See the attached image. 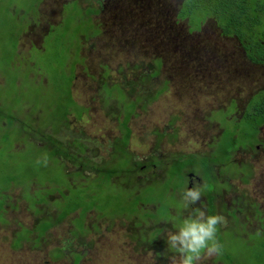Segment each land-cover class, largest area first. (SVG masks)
Segmentation results:
<instances>
[{
  "label": "rangeland",
  "instance_id": "rangeland-1",
  "mask_svg": "<svg viewBox=\"0 0 264 264\" xmlns=\"http://www.w3.org/2000/svg\"><path fill=\"white\" fill-rule=\"evenodd\" d=\"M63 1L70 0H42L38 7V13L36 12L33 15L31 28L27 27L28 22H22L19 33L17 34V31L13 33L15 37L22 34V38L20 37L19 41L17 40L19 37L15 40L8 39L5 43V52L10 50L13 43L18 42L19 54L27 60L29 65L34 66V56L29 52L31 48L30 42L33 40L38 44L40 37L47 33L49 24H59L61 16H64L59 6ZM97 1L98 3L96 1L89 3L85 0L80 1V4L83 3V7L87 4H92V6H96L97 9L101 10L100 14L97 17H93V19L96 18L94 22L100 25L102 33L99 38L87 42L85 50L82 52L92 73L97 71L98 64L108 63L111 77L114 81L126 85L128 81H134L137 77L147 74L146 69L150 62L154 61L156 66L160 65V63L162 64L159 75L153 78L147 86L150 89L148 93L155 100L149 104L145 116H139L142 114V112H139L138 118H132L129 122L131 129L129 150L137 158H142L143 154L150 151L153 152L155 150V140H157L154 136V130L166 132L168 135L173 133V130L176 131V137H173V139L164 137V140L158 145L157 149L162 155L180 153L181 151L192 153L201 149L199 147L201 140L207 134L204 131L205 126L208 124L207 121H204L205 118L209 116L212 110H219L227 104L228 98L231 97V94H235L238 88L241 87L246 90L248 86L247 81L241 83L237 79L227 80L229 76H227L225 69L228 67L218 57L220 51L226 50L221 53V57L226 62H229V74L239 73L230 64L234 58H239L236 54L239 49H237L238 45L235 39L225 40L224 43L219 41L217 31L212 27V21L202 26L200 34L193 37L192 35H187L185 22L176 24V11H171V9L177 7L178 0ZM34 2L37 4L39 0H18L21 7L35 6ZM169 12L172 13L169 14ZM193 22L196 23L197 21L193 20ZM261 23L264 25V19ZM147 37H152V39L157 41L156 44L160 48H154L151 51L149 50L151 46L143 48L137 45V43ZM249 44L252 46L255 42L253 41ZM48 48L54 50V48ZM51 50L50 52H52ZM211 54L215 55L216 60L220 63V67H216L219 72H214L213 74L202 73L203 67L209 69L212 67L209 59ZM235 63L237 64L238 61ZM65 64H67V58L64 61ZM136 65H138V69L134 70ZM63 68L65 67L63 66ZM240 74L243 75L242 73ZM34 75L36 80L43 79L42 75H37L36 73ZM208 75L216 79L214 83H207L206 77ZM104 76L106 77L107 73ZM97 86V77L95 80H85L83 68L80 66L76 67L72 94L77 103L87 108V113L77 125L76 130L75 128L73 129L74 133H79L78 131H80L84 138L89 140V149L86 150V153L92 155L94 152L105 162L108 150L110 151L109 144L118 135V131L113 117H110L111 121L101 115V93L98 92ZM57 95H59V98ZM32 96L22 89L8 88L3 94L0 93V114L9 113L14 107L19 109L24 125L30 126L32 123L31 117L25 111H27L28 106L32 107V109L37 106L38 110H40L38 115L39 124L45 125L50 121L49 125L52 126L51 130L54 132L58 128L57 122L64 121L60 115L55 114H60L63 109L74 111L75 105L69 102L72 96L66 89L63 90V94L47 90L43 95L34 89ZM105 102H108L106 98ZM125 103L129 111H133L134 114L141 106L137 96L129 98L125 96ZM219 113L215 115L218 116ZM114 114H121L122 122L128 115L122 108L118 109V106L111 115L113 116ZM86 118L87 120H85ZM13 129H17V127L13 126ZM14 135V132L8 134V136L1 134L0 147L1 145L4 147L10 144ZM63 138L65 139V136ZM116 145L119 146V143ZM87 154L84 155L87 156ZM6 156L0 149V157ZM24 158L27 159V165L31 172L32 159L28 158L27 152L24 153ZM90 160H93V158L91 157ZM90 160L85 159L87 163H92ZM35 162L36 157L34 158V164ZM54 162L60 163V160ZM118 165L116 163L113 170L117 169ZM4 169V166L0 163V172L4 171ZM57 169L59 170V167ZM28 176L30 178L33 177L31 173ZM87 176L82 184L85 192H82L79 186L75 188V192H77V195L80 194L82 197L90 198L94 195L92 193H95L93 185L97 178L93 170H89ZM104 177L105 175H100L98 179L102 180ZM58 178V176L55 177V179ZM73 178L77 179L76 175H73ZM112 179H115L114 183L110 185L113 190L110 194L112 198L106 199L108 210H112L119 203L116 198L125 197L124 193H127V189L122 187L126 186L122 175H115ZM62 183V185L67 186V181L64 177H62ZM171 183L175 184L176 179L172 178ZM78 184H80V181L75 185ZM234 186L235 192L245 195L252 201H257L264 208V159L257 162L254 181L250 185L238 186L234 184ZM18 194L19 190H15L14 195ZM30 195L32 194L30 193ZM154 195H157L156 200H159L157 202L161 205L158 208V216L161 219H165V221H172L173 217L163 211V208L171 205L168 192L159 196L154 190ZM2 196L0 194V199ZM142 197H144V194ZM73 202H75V199H73ZM226 202L225 205H228V209H226L225 215L234 219L237 225L224 230H220L217 226V233L223 241L222 253L217 257L203 258L201 264H223L222 262L225 264H236L234 260L232 262L227 261L224 254L234 256L238 263L264 264V214L261 216L255 215L253 219L257 222V230L248 231L247 226L238 221L236 209H232V206L229 205L228 196L226 197ZM16 205H20L24 209V202L21 199ZM85 205L86 200L83 199L80 203L81 212L79 213L82 219L74 223V233L77 235H71L72 232L69 230L71 229L72 221L71 218H67L59 226L52 228L48 232L44 243L42 242L39 245H37L38 242L35 240H29L27 243L20 245L19 248L14 246L17 238L25 237L23 231L17 232L20 230L18 225L26 228L30 223L28 214L23 213V210L15 216L7 215L5 220L1 218L0 264H76V262L77 264H169L168 258L173 253L168 250L165 241L168 230H174L173 224L165 226V230L160 233V230H157V225L153 227L156 228L157 231L154 232L163 245L161 250L163 256H165V261H162V258L157 259L155 257V250L148 247L145 248L144 244H139L135 240V236L139 234L137 232L138 229H141L143 235L152 236L150 232L152 230H149L148 226L137 224L135 216L121 213L122 217L119 215L111 218L104 217L103 220L99 219L97 221L94 211L88 212L84 216L83 208ZM105 207V204H101L99 207V210L104 215H106ZM134 215H140V218L137 219L141 221L142 214L136 213ZM84 218L86 228L82 229ZM245 219L249 222L248 216ZM15 220L17 223H14ZM254 221H252L253 224H256ZM135 225H138V227L135 228ZM144 229L148 232H145ZM235 240L236 245L232 246ZM57 245L69 248L65 258L54 259ZM71 252L81 253L82 257L80 254L69 256ZM221 260L222 262H220Z\"/></svg>",
  "mask_w": 264,
  "mask_h": 264
},
{
  "label": "flooded vegetation",
  "instance_id": "flooded-vegetation-1",
  "mask_svg": "<svg viewBox=\"0 0 264 264\" xmlns=\"http://www.w3.org/2000/svg\"><path fill=\"white\" fill-rule=\"evenodd\" d=\"M0 1L3 2L4 5L11 4V8H14V4L11 3L10 0ZM80 1L81 0H70L60 3V10H62L64 15L61 16V21L59 24H49L47 27V33H44L40 37L38 44L31 40V48L29 49V52L32 56H34L33 58H38L41 53L43 54L46 46L54 48L57 45L56 41L58 39V34H64V38L67 40L66 42L68 44L62 42V44H60V49L65 48L66 53L70 56L67 57V64L64 65L65 68H62V70L65 74L72 77L71 90L77 66L83 68L85 80H95L97 77V88L98 92L101 93V115H103L104 118H109V120L113 117V121H116L115 123L117 125L116 129L118 131V135L114 137L109 144L110 151L108 150L105 162H103L94 152L92 155L87 154L86 150L89 149V140L84 138L80 131H78L79 133H74L73 129L75 128L76 130L77 125L86 115L87 108L84 105L77 103L73 98V94L71 96L73 100L72 104L75 105L74 111L71 112L66 110L68 114L63 117V122H57L58 128L55 129L54 132L51 130L52 126L49 125L50 121H48L45 125L39 124L40 120L38 115L40 114V110H38L37 106L34 109L28 106L27 111H25L31 117L32 123L30 126L28 125L29 127L24 125L19 109L12 107V110H10L9 113L3 115L0 114V135L4 134L8 136V134H12L13 132L15 133L10 144L4 147L1 145L0 147L1 151L7 155L6 157H0V163L5 168L4 171L1 172V178L4 179L11 174L12 175L10 177L13 178L9 181L10 185L6 189H3L0 193L3 195L0 199V219L3 218L5 220V217L9 214L13 216L18 215L23 210V213L25 212L28 214L30 223L26 228H22L18 225L20 228L19 231L28 229L32 233L34 231L32 229L35 227V224L39 225L40 222H46L52 225L46 231V234L48 235V232L52 228L59 226L67 218H71L72 224L69 231L72 232V236L77 235L74 233V223L82 218L79 216L81 208H74V203L76 205H80L81 202L78 203L80 197L81 201L85 198H83L80 194L77 195L75 188L79 186L83 189L84 186L82 184L84 183V178L88 177V168H83L84 163H87L85 159L87 158L90 160L91 157L93 158V160L90 161L92 162V165L93 163L95 164L96 168H93L92 170L95 172V176L98 179L100 175H104L102 172H107L109 170L112 172L114 165L117 163L118 156L115 154L116 150L113 149L116 142L120 140L118 139L115 141L116 138L120 137L121 131L123 138L126 131L129 129L130 136L128 134V140L130 141L131 129L129 127V122L133 116H127V118L123 121L127 122V127H124L122 117L120 116L121 114H114L112 116V112L118 106V109L122 108L129 115L130 112H128L126 107L125 96L126 98L131 96H137L139 98L141 106L139 107L137 113L147 111L149 104L153 103L155 100L153 96L148 93L150 89L147 86L151 80L148 81V79H145L144 76L137 77L136 80H130L126 83V85H123L122 83L114 81L111 77V71L108 63L98 64L97 71L93 73L91 72V69L86 63L82 52H84L87 42L99 38L102 33L100 25H97V23L94 22L96 18L93 19V17H97V15L100 14L101 10L97 9L96 6H92V4H87L83 7V3L80 4ZM85 1L87 3L92 1H96L98 3L97 0ZM178 1L177 7L171 9V11H176V24L185 22V32L187 35H192L193 37L200 34L202 26L207 22L212 21V27L217 31L219 41L224 43L225 40L229 41L231 39H235L238 45L237 49H239L236 54L239 58H234L230 64L234 67V70H236V72L239 71V73L229 74V62H226L221 57V53L226 50H222L223 52L220 51L218 53V57L221 62L226 64V67H228L225 69V71H227V76H229L227 80L237 79L241 83L247 81L248 86L246 90H243L241 87L238 88L235 91V94H231V97L228 98L226 101L227 104H225L221 109L212 110L209 113L210 117L207 116L204 120L207 121L208 124L205 126V129L203 128L207 134L203 137V140H201V144L199 143V147L201 149L195 152L184 153L181 151L180 153L163 155L159 153L157 147L160 142L164 140V137H171V139L176 137L175 130H173V133L170 135L166 134V132H158L157 130H154L155 139L162 134L164 136L160 141L155 140V150L153 152L150 151L149 153L143 154L142 158L135 157L136 155L130 150H128V154L125 156L119 147H116L121 155L125 157L127 161V169H130V171L126 174V177L128 178L132 175L127 182L125 181L126 186L122 187L128 188L132 194V196H128L126 193L127 200L134 196L142 197L144 194V201L139 200V206L137 205L138 208L141 207L144 214L141 216V221L137 219L138 217H135L136 223L148 226V229L150 230L152 227H156L157 225V229L162 232L165 230V226L172 224L171 221H165V219H161L158 216V208L161 205L157 202L159 200H156L157 195H154V190L159 196L168 192V198L171 205L163 208L164 213H168L172 217L178 216L180 219H183L189 214L191 209H183L180 203L181 193L185 188H191L199 185L206 187H204V190L202 191L201 202L193 207L203 206L209 215H222L225 218V223L223 225H218L220 230L237 225L234 219L225 215L226 209H228V205H225L226 197L228 196L229 205L232 206V209H236L235 212L238 221L241 222V224L244 223L245 226H247L248 231H256L257 222L254 221L253 218L256 214L259 216L263 215L264 208L257 201H252L245 195L235 192L234 184H237L238 186L250 185L254 181L255 166L257 162L264 159V120L261 122L258 121L260 120V116L264 115V58L259 57L256 59L252 56L253 53L258 54V51H260L261 56H264V47H261L263 46L264 40L262 37L257 35L253 40L255 42L254 45H250V48H248V45L246 47H242L234 35H224L222 30L217 28V25L212 18H205L201 21L200 28L198 30H190L191 20L188 18L190 14H182L183 6L184 4L189 3V0ZM75 7H81L83 10L88 8L93 9L94 11H99H95V13L89 18H80L77 22L70 23L68 22L69 19L75 16ZM172 12H169V14ZM2 14L3 13H0V18L2 17ZM6 19V16L2 17L3 21ZM193 20H198V18L194 17ZM17 23L21 26L22 22L19 20ZM64 23L67 25L70 24L69 27H74V29H81V34H77L76 37H73L71 30H66V26L63 27ZM118 25L121 26L120 24ZM20 26L18 28L19 31ZM27 27L31 28V25ZM19 31H17V33ZM117 33L119 32L117 31ZM21 35L22 34H20L17 39L18 41ZM6 37H9V32L6 33ZM6 41H8V38L2 40L0 39V93L3 94L8 88L12 87L17 88V90L22 89L23 91L30 93L31 96L34 89L38 90V92L42 95L47 90H51V74L49 73V76L47 77L40 71H33V66L29 65L27 60L19 54L17 48L18 42L14 48L12 45L8 52L3 51L5 49ZM156 43L157 41L152 39V37H147L137 43V45L143 48L151 46L149 50L153 51L154 48H160ZM222 48L226 49L225 47ZM209 59L211 60L212 67L210 69L203 67L201 72L208 74H213L214 72L218 73L219 71L216 70V67H220L219 61L216 60V57L213 54H211V58ZM237 61L238 63L236 64L235 62ZM154 64V61L150 62L149 65H147L148 69L154 68L156 71V66ZM135 69H138V65L134 67V70ZM154 70L151 71L154 72ZM147 72L148 75H151L150 71ZM35 73L37 75H42L43 79L41 78V80H36L34 75ZM106 73L107 76L105 77L104 75ZM215 80L216 79H214L211 75L206 77L207 83L212 84ZM105 98L108 102H105ZM253 105L260 108L262 115H256V112L252 111ZM218 112H220L218 115L219 118L215 115ZM85 120H87V118ZM13 126L17 127V129H13ZM64 136L65 139L63 138ZM51 141L64 145V157L60 159L59 163V165L63 167V169H61L62 171L60 169L58 170L57 167L50 166L53 164L48 160V153L50 150L49 144ZM122 141L123 140L121 139L119 145L122 144ZM25 152H27L28 158L32 159V164H34L35 157L36 162L38 160L41 162L42 168L36 171L38 176L33 174V168L31 172L28 171L25 173L22 171V173L18 174L19 160L24 159L27 162V159L24 158ZM84 154H87V156ZM179 158H181V166L183 168V171L179 172L180 175H178L175 171L171 173V168H175V163L179 160ZM30 173L33 175L32 178L28 176ZM73 175H76L77 179H74ZM56 176L59 178L55 179ZM62 177L66 179L67 186L62 185ZM49 178L52 180L49 181ZM172 178L176 179L175 184L171 183ZM13 181L15 185H11ZM15 181L20 182L16 183ZM78 181H80V184L75 185ZM32 185L34 186L32 187ZM15 190H19V194L16 196L14 195ZM30 193L32 195H30ZM92 194L94 195L91 196V198L85 199V206L87 207L88 200L90 199H92L95 203V206H89L90 208L84 216H86L88 212L94 211L96 213L97 221L99 219L103 220L104 217L108 216L102 214L99 207L101 204L107 205L105 198L110 196V194L106 197L96 193ZM28 195H30L31 199L35 201L34 204L31 202V199L30 201L25 199ZM19 199L24 202V209L21 208L20 205H16V203L19 202ZM73 199H75V202H73ZM147 199L149 203L147 205L143 204ZM30 204L34 205V207ZM35 208L36 214L34 211ZM72 208H74V210H72ZM64 213L68 214L59 222L60 217ZM247 216L249 217V222L245 219ZM252 221L256 224H253ZM14 223H17V221L15 220ZM84 227L85 218L84 226L82 222V229H84ZM30 237L32 238V236ZM217 239L220 244L223 245V241L218 233ZM235 245L236 240L233 242L232 246ZM55 249L54 253L56 254H54V256H58L60 257L59 259H63L66 257L67 250L69 248L67 249L64 246L57 245ZM73 254H80L82 257V254L77 252H71L69 256ZM224 256L227 261L232 262V260H234V263L236 264H243L238 263L234 256H227L226 254H224ZM220 262H222V260ZM222 263L225 264L224 262Z\"/></svg>",
  "mask_w": 264,
  "mask_h": 264
},
{
  "label": "trees",
  "instance_id": "trees-1",
  "mask_svg": "<svg viewBox=\"0 0 264 264\" xmlns=\"http://www.w3.org/2000/svg\"><path fill=\"white\" fill-rule=\"evenodd\" d=\"M10 2L14 4V8H11V4L4 5V3L0 1V13H3L1 16L7 17L5 21L2 20V17L0 18V39L1 40L7 39V38L15 40L17 37H19V35H16L15 37L13 34L16 31H19L18 28L20 25L17 22L19 20L21 22H28L29 23L28 26H30L33 22V15H35L36 12L38 13V7L41 4L42 0H39L37 4L36 2H34L35 6L31 5L29 7H25V6L21 7L18 3V0H10ZM74 11H75V16L69 19L68 22L70 23L77 22V20L80 18H89L95 13L96 10L94 11L93 9H88V8L86 10H83L81 7L80 8L77 7L76 10L74 9ZM182 12H183L182 14L184 15L190 14L188 16V18L191 20L190 30H195V31L198 30L200 28L201 21H203L205 18L206 19L212 18L215 21L217 28L221 29L224 35H234L236 40L242 45V47H246L248 45V48H250L251 46L249 43H252L254 38L257 35L262 37V39L264 40V25H262L261 23L264 19V0L262 1L261 0H189V3L184 4ZM194 17L198 18V20H196L197 21L196 23L192 21ZM69 25L64 23L63 27L66 26L65 28L66 30H71L73 37H76L77 34L78 35L81 34V31H82L81 29L79 28L74 29V27H69ZM7 32H9V35H11L12 38L6 37ZM66 41L67 40L64 38V34L63 35L58 34V39L56 41L57 45L54 47V50H51L48 48V46H46V49L43 52V54L41 53V55L38 58H34L36 60V63L33 66V71H40L42 72V74H44V76H47V77L49 76V73H50L51 74V79H50L51 88L50 89L55 91V93L59 92L60 94L61 93L63 94V90L66 89L67 91L70 92V95H72V90H71L72 77L65 74L62 70L65 59L70 56L68 55V53H66L65 48L60 49L61 48L60 44H62V42L68 44ZM16 44L17 43L12 44L13 48L16 46ZM67 47L69 48L68 45ZM261 47H264V43H263V46ZM50 50L52 52H50ZM14 53H15V50H14ZM252 56L255 57L256 59H258L259 57L264 58V56H261L260 51H258V54L253 53ZM154 65L156 66V64ZM161 66H162L161 63L160 65L156 66V71L154 70V68L153 69L147 68L146 71H150L151 75L145 74L144 78L148 79V81L152 80L153 77L159 75ZM151 70H154V72ZM57 96L59 98V95ZM69 101L73 103L72 99ZM126 107L128 109V112H130L129 115H127L128 117L130 116L137 117V115H139L137 113L138 110L136 111V114H134L133 111H129L128 106ZM252 108H253L252 111H255L256 115L258 114L262 115V112H260V108L258 106L253 105ZM66 114H67V111L63 109L60 112V114L56 113L55 115H60L63 118L64 115ZM262 120H264V115L260 116V120L258 121L261 122ZM123 126L127 127V122H123ZM128 134L130 136L129 129L128 131H126L124 137L122 138V131H121L120 137L115 139V141L120 139L116 142V144L120 143L121 139L123 140L121 145L117 146L115 144L114 149H113V150H116L115 154L118 156L117 163L119 165L117 169H114V170L112 169L113 170L112 172H110V170L107 172L106 171L102 172L105 175L104 179L102 180L96 179L93 185V189L96 194L103 195V197H106L109 194H111L113 190L111 189L110 185L114 183L115 179H112V178L115 175L117 176L122 175L126 182L127 180L130 179V177H132V175L129 176L128 178L126 177V174L127 172L130 171V169H127V166H126L127 161L125 157L121 155L118 149H116V147H119V149L125 154V156L128 154V150H129L128 149V145H129ZM163 136H164L163 134L158 136L157 141H160L163 138ZM49 147H50V150L48 153V160L53 163L50 166L59 167V169H63V167L60 166L59 163H55L54 161L60 160L62 157H64V148H63L64 145L58 142L51 141L49 144ZM181 165H182L181 158H179V160L175 163V168H171V173L175 171L176 173H178V175H180L179 172L183 171V168ZM18 166H19L18 174L22 173V171L25 173L30 171V169L28 168L27 162L24 159L19 160ZM11 167H14V166H11ZM32 168H33V174L38 176L36 171L42 168L41 162L38 160L37 162H35V164H33ZM83 168L84 169L88 168V170H92L93 168H96V166L95 164L92 165V163H84ZM11 175L7 176L4 179L0 178V193L2 192L3 189H6L10 185L9 181L13 179L10 177ZM51 178H49V181L52 180ZM15 182L17 183L20 181H15ZM13 184L15 185L14 181L11 183V185ZM126 189L129 190L128 188ZM81 190L82 192H85L83 189ZM87 194H90V193H87ZM127 194L128 196L130 195L132 196L130 191H127ZM127 194L124 193L125 197L116 198L117 200H119V203L116 206H114L112 210H108V204L106 205L105 207L106 215L109 218L115 217L118 215L122 217L121 213H124V215L128 214V215H133V216H136L134 215L136 213L144 214L141 207L140 208L137 207L139 200L144 201L143 197H135V198L132 197L129 200H127ZM109 197L110 196L106 197L105 199H108ZM25 199L26 200L28 199V201H30L31 196L28 195V197H26ZM85 199H88V198H85ZM31 202L33 204L35 203V201H33L32 199H31ZM80 202H81V197L78 200V203ZM148 203L149 202L147 199L143 204L147 205ZM30 205L34 207V205L32 204ZM94 205L95 203L92 201V199L88 200L87 207L85 206L83 208V213L85 214L89 210L90 208L89 206L93 207ZM74 206H75L74 208H81L80 205H76L75 203H74ZM74 208H72V210H74ZM34 211L36 214V208L34 209ZM67 214L68 213H64L60 217L59 222ZM139 216L140 215L136 217L140 218ZM51 226L52 225L49 223L40 222L39 225L35 224V227L32 229L34 230L32 233L28 229L22 230L25 237L17 238V241L15 242L14 246L19 248L20 245L24 244L25 241L27 243V241L29 240H35L36 242H38L37 245H39L42 242L44 243V240L47 236L46 231ZM137 227L138 225H135V228ZM151 230L152 231L150 232L152 236L148 237L142 234L141 229H138L137 232L139 234L135 236V240L139 242V244H144L145 248L148 247V248L155 250L156 252L155 257L157 259L162 258L161 260L165 261V256H163V253L161 250V247L163 245L160 243V241L157 238V234L154 232L159 229L156 230V228L152 227ZM144 231L148 232L146 229H144ZM30 236H32V238L34 239H32ZM59 258L60 257L58 256L54 257L55 260L56 259L59 260Z\"/></svg>",
  "mask_w": 264,
  "mask_h": 264
},
{
  "label": "clouds",
  "instance_id": "clouds-1",
  "mask_svg": "<svg viewBox=\"0 0 264 264\" xmlns=\"http://www.w3.org/2000/svg\"><path fill=\"white\" fill-rule=\"evenodd\" d=\"M204 187L185 188L181 193L183 209L191 211L183 219L172 218L174 230H168L165 241L168 250L173 253L168 258L169 264H201L203 258L222 253L217 226L223 225L225 218L219 214L209 215L203 206L193 207L201 202Z\"/></svg>",
  "mask_w": 264,
  "mask_h": 264
},
{
  "label": "crops",
  "instance_id": "crops-1",
  "mask_svg": "<svg viewBox=\"0 0 264 264\" xmlns=\"http://www.w3.org/2000/svg\"><path fill=\"white\" fill-rule=\"evenodd\" d=\"M147 113H146V111L145 112H142V114L141 115H139V116H145ZM133 118H138V115H137V117H133Z\"/></svg>",
  "mask_w": 264,
  "mask_h": 264
}]
</instances>
